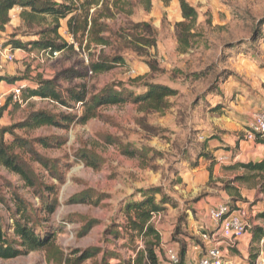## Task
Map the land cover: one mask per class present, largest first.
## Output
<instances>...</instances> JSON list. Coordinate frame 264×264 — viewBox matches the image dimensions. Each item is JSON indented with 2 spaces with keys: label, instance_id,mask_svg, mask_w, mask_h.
<instances>
[{
  "label": "rangeland",
  "instance_id": "rangeland-1",
  "mask_svg": "<svg viewBox=\"0 0 264 264\" xmlns=\"http://www.w3.org/2000/svg\"><path fill=\"white\" fill-rule=\"evenodd\" d=\"M173 1L152 0L150 10L138 3L131 13L118 12L107 19L119 33L130 23H152L157 48L143 46L146 56H141L124 44L119 50L106 46L105 56L120 54L125 63L103 73L94 75L87 70L101 48L93 45L90 51L82 50L74 40L69 42L74 43V49L66 48L53 58L19 52L21 57L4 66L2 75L15 76L17 81L0 83V96L5 95L0 127L8 128L4 140L12 145L18 161L30 168L34 184L0 165V231L14 244L20 241L15 234L18 222L39 234L46 231L54 236L63 256L55 248L36 250L16 258H0V264H65L66 258L74 257L73 253L91 246H99L102 251L82 264H115L119 260L110 256L112 252L125 259L133 258L135 249L142 248L144 241L137 238L129 244L128 236L115 237V230H123L127 223L124 204L141 200L140 190L149 187H160L175 203L167 204L166 210L153 219L164 238L158 253L166 263V249L174 242L180 252L183 241L189 249L197 239L204 254L202 233L193 234L189 225L199 218L197 203L209 196L242 210L252 237L254 226L264 227V221L257 216L264 210V193L258 191L257 180L235 181L246 171L223 168L225 164L216 159L207 142L213 136L232 139L221 127L231 120L228 110L241 94L236 85L233 95L227 92L231 82L244 84L252 94L263 89L264 81L256 86L253 82L259 69L264 68V0H188L198 10V20L193 47L187 51H182L175 23L169 18V11L171 17L174 11H181L180 0L176 5ZM62 22L65 25L66 20ZM27 31L22 22L21 26L10 25L0 37L23 42L35 39L26 35ZM148 56L157 61V70L152 71L146 63ZM41 79H53L65 98L81 85L86 87L87 100L108 84L124 83L135 93H142L148 81L174 87L178 94L169 98L171 106L165 112H143L138 104L127 102L102 106L96 117L81 123L85 109L82 103L70 101V107L49 98H29L23 90L20 100H9L16 85H25L24 90L36 88ZM217 100L219 109L214 108L212 113L209 107ZM39 112L53 115L60 125L32 127L29 121ZM245 132L240 136L242 140H246ZM44 140L49 145L43 144ZM253 144H244L240 150L228 143L224 149L231 151L229 161L240 154L244 158L241 161L246 162L259 154L256 142ZM204 152L210 153L212 159H207ZM88 156L100 168L87 165ZM211 163L213 178L209 172ZM219 163L220 171L215 167ZM228 181L233 188L225 190L224 182ZM75 197H85L88 202H71ZM156 197L161 199L160 194ZM54 199L56 209L49 212L46 202ZM92 218L97 223L82 234L85 223ZM260 244L254 243L253 251L260 250ZM104 253L108 255L103 263Z\"/></svg>",
  "mask_w": 264,
  "mask_h": 264
},
{
  "label": "trees",
  "instance_id": "trees-1",
  "mask_svg": "<svg viewBox=\"0 0 264 264\" xmlns=\"http://www.w3.org/2000/svg\"><path fill=\"white\" fill-rule=\"evenodd\" d=\"M168 3L170 0H163ZM143 3L147 10L152 7V0H0V32L6 31V26L11 21V11L19 7L21 8L20 17L23 22V27L28 31L26 35L35 36V39L23 42L20 39H6L3 44L10 45L13 48H22L28 52L45 51L51 54L64 51L66 48L74 49L76 43L80 49L90 51L92 46L100 47V52L96 55V59L90 60L87 67L88 72L97 75L108 71L117 64L125 63V58L118 54L115 57L105 56L103 48L113 45L116 50L124 44L131 48L141 56H146L143 52V46L157 48L156 31L152 23L141 21L130 23L129 27L122 29V33L116 32L107 19L115 17L118 12L130 11L136 7V4ZM180 8L182 11L183 20L175 23L176 34L182 51H187L193 47L192 38L196 35L198 10L188 0H180ZM67 20V32L72 36L74 43H69L61 34V21ZM129 29L128 33L127 30ZM15 36V35H12ZM142 46V47H140ZM142 48V49H141ZM142 50V51H141ZM141 51V52H140ZM148 55V54H147ZM146 63L152 71L157 70V61L152 56H148ZM6 81L14 83L17 81L15 76L8 77L0 75V83ZM53 79L39 80L36 88L22 89L27 92L28 97H40L43 99H52L63 105L70 106V101L82 103L85 105L84 112L80 117L81 123H86L98 114V109L102 106L122 105L127 102L138 104L143 112H165L171 106L169 98L178 94V90L164 83L148 81L144 84L145 91L135 93L128 89L124 83L119 85L108 84L99 92L94 94L87 100L86 87L81 85L77 92H73L65 98L62 93L56 89ZM81 88V89H80ZM12 96V95H11ZM10 97L9 100H11ZM217 110L219 106L214 107ZM4 109H0V118ZM32 127L42 125H60V121L45 112L36 113L31 121ZM7 127H0V165L6 167L12 172L20 175L33 185L32 171L24 164L18 161V155L14 152L12 145L7 144L4 140L7 133ZM214 139L210 137L209 140ZM45 145H49L44 140ZM257 143L264 144V136L257 134ZM206 147V143L203 145ZM207 159H212L210 153H203ZM87 156V155H85ZM132 156H135L132 153ZM91 156L86 158V164L95 169L100 168L96 161H92ZM228 169L242 168L246 174L238 175L235 181L248 182L257 180L258 190L264 193V159L261 161L236 162L227 166ZM214 163L209 167L210 177L213 178ZM225 190H230L231 185L224 182ZM142 194L141 200H133L125 203L123 210L127 217V223L120 230L117 227L115 237L121 234L128 236L129 244H134L137 238L144 241L142 248L135 249V256L130 259H125L117 252H112L111 257L118 259L115 264H161L158 249L162 246V235L155 226L153 219L155 215L166 210L167 204H172L173 199L162 192L160 187H149L140 190ZM156 194L161 195V199L157 200ZM71 202H88L85 197L81 199L73 198ZM57 201L54 199L52 203L46 202V209L53 212L56 209ZM232 207V206H231ZM258 218L264 221V210L260 212ZM96 219H90L86 222L82 234H87L94 224ZM253 237L250 247V259L254 262L259 254V250L253 251L254 243H260L264 239V227L261 225L254 226L252 229ZM15 234L20 241L13 243L2 231H0V258L11 259L20 255L27 254L31 251L54 249L60 256L63 252L56 245L54 236L51 233H36L34 228L29 227L25 223L18 222L15 225ZM197 244L196 241H193ZM102 249L99 246H91L84 250L73 253L74 257L66 258L65 264H82L83 262L95 258ZM188 247L183 241L179 252V262L176 264H184L186 260ZM104 253L103 263L107 257ZM255 263V262H254ZM173 264V263H172Z\"/></svg>",
  "mask_w": 264,
  "mask_h": 264
},
{
  "label": "crops",
  "instance_id": "crops-1",
  "mask_svg": "<svg viewBox=\"0 0 264 264\" xmlns=\"http://www.w3.org/2000/svg\"><path fill=\"white\" fill-rule=\"evenodd\" d=\"M173 2L176 5L177 1L174 0ZM20 13H21V8L19 7H16L11 11L10 13L11 21L6 26L5 32H0L1 35H4L6 32H8L10 25L14 27L21 26L22 20L20 17ZM168 13H169V18L173 20V23L183 20L182 11H174L175 15L173 17H171L170 11ZM61 24H62L61 29L65 30V33L63 34L61 33L62 36L68 42L73 41L72 36L69 35L67 32V24L65 23L64 25V22H62ZM5 40L6 39L2 40V38L0 37V44H3ZM19 52L20 51L16 52L17 57L22 56V55H19ZM3 71H0V75H2ZM259 71L260 72L258 73V75L254 78L253 86L254 85L256 86L258 82L261 83L262 81H264V68L259 69ZM230 79L231 77L228 80ZM2 83H4V81L1 82V84ZM227 83L229 84V82ZM233 86H235L237 90L241 92V94H237V101L235 103V106H233L231 110H228L229 113L227 112L231 120L225 123L223 126H221L224 130L230 133V137H232V139L231 138L227 139V138H224L223 136L221 139L214 138L212 140H209V144H210L209 148L214 153V156L216 157L217 160H218V157H220L221 155L231 154L230 150L224 149V147L228 143L235 144L236 146H238L240 150H243L244 144H246V146H248L249 144H250L249 146L251 145L254 146L253 142L242 140L240 136L243 135V133L247 130V128H249L250 125L252 124L255 113L258 112L259 110H264V90L262 89V87L260 89V92L258 91L259 93L252 94L247 91L248 90L247 86H245L244 84H238L235 81H233L228 85V89H227V92L232 95L234 94V90H235ZM218 102L219 101L217 100L215 104L209 107L212 113H215L214 107L218 105ZM234 102L235 101L233 100L232 104H234ZM206 136L208 135L206 134ZM213 141L214 142L216 141L217 144H213L212 143ZM255 146H256L255 148L256 151H258L259 153L258 156L256 155V157H252L246 162H249L250 160L251 161H261L264 159V144L256 142ZM251 154H252L251 152L248 153V156H250ZM240 156L242 155L240 154L237 155L233 159V161H227L225 163H222V164H225V167L223 168L227 169V166L234 164L238 160L242 162L244 158ZM222 164L219 163L215 165V167L220 171ZM222 201L223 200L221 198L209 196L205 200H200L197 203L196 208L198 210L197 214L199 215V218L198 220H193L189 225L190 229H193L194 231L193 234L197 235V234L202 233L205 230H209V231L216 230V225L209 218L208 212L211 208L216 207L219 204L223 203ZM251 239H252V233L248 232L244 237H242L239 241H237L234 247L227 248V245H224L223 247L225 248L226 259L233 264H254L256 260L254 262L251 261L250 252H249L250 247H251ZM163 241H164V238H163ZM222 244H225V243L223 242ZM171 246L176 247L179 245L177 242H174L171 244ZM202 256H203V251L201 250L200 246L193 242V245H190L187 251L186 260L184 264H198ZM160 263L161 264H172L170 261L168 263L164 262L161 258H160Z\"/></svg>",
  "mask_w": 264,
  "mask_h": 264
},
{
  "label": "built area",
  "instance_id": "built-area-1",
  "mask_svg": "<svg viewBox=\"0 0 264 264\" xmlns=\"http://www.w3.org/2000/svg\"><path fill=\"white\" fill-rule=\"evenodd\" d=\"M29 54L28 51L22 48H13L10 45L0 44V71L4 70V66L9 63H14L17 60L16 52ZM36 54L43 58H53L59 54L55 52L53 54L45 51H32L31 55ZM92 74V72L90 71ZM25 85H16L12 88V98L17 100L21 99V91ZM264 90V83H263ZM0 96V107L3 105V97ZM257 134L264 136V110H259L254 115V120L249 129L245 132V139L249 142H256ZM230 155L224 154L218 157L220 163H225L230 160ZM244 212L242 210H236L231 207L229 203H221L216 207L209 210L208 215L211 221L216 225V230H205L201 234V240L204 244V254L200 258L198 264H233L226 259V253L224 245L227 248L234 247L242 237L249 232L248 223L244 218ZM225 244H222V243ZM169 261L173 264L179 262V250L170 246L166 249ZM254 264H264V239L261 241L259 254Z\"/></svg>",
  "mask_w": 264,
  "mask_h": 264
}]
</instances>
